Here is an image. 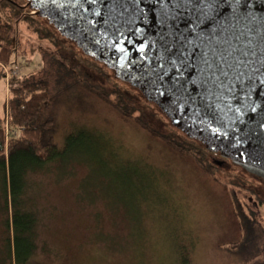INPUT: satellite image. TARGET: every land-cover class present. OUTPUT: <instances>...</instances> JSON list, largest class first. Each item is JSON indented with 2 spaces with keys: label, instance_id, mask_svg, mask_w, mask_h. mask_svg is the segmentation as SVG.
I'll return each instance as SVG.
<instances>
[{
  "label": "rangeland",
  "instance_id": "obj_1",
  "mask_svg": "<svg viewBox=\"0 0 264 264\" xmlns=\"http://www.w3.org/2000/svg\"><path fill=\"white\" fill-rule=\"evenodd\" d=\"M6 9L0 7V16L12 26L17 50L14 63L6 66L8 76L45 80L50 99L43 116L56 117L75 134H85L81 144L67 151L64 164L55 161L27 176L30 203L38 216V249L29 264H264L263 185L230 160L228 166L218 163L215 154L209 156L215 172L202 170L135 119L123 120L119 111L100 100L94 102L95 116L91 108L80 116L66 112L76 89L84 88L81 79H87L108 91L119 90L130 114L153 131L183 135L158 106L105 64H78L81 52L70 40L56 33L62 46H55L24 21L16 25ZM7 84L0 78L1 118ZM58 142H65L64 134ZM2 187L0 177V219L5 211ZM233 198L255 221L245 245L237 250L229 247L242 237ZM0 264H9L4 252Z\"/></svg>",
  "mask_w": 264,
  "mask_h": 264
},
{
  "label": "water",
  "instance_id": "obj_2",
  "mask_svg": "<svg viewBox=\"0 0 264 264\" xmlns=\"http://www.w3.org/2000/svg\"><path fill=\"white\" fill-rule=\"evenodd\" d=\"M204 150L264 180V0H28Z\"/></svg>",
  "mask_w": 264,
  "mask_h": 264
},
{
  "label": "trees",
  "instance_id": "obj_3",
  "mask_svg": "<svg viewBox=\"0 0 264 264\" xmlns=\"http://www.w3.org/2000/svg\"><path fill=\"white\" fill-rule=\"evenodd\" d=\"M13 1L0 0V7L8 6L9 9L6 10L16 25L20 20L24 21L39 37L47 39L55 46L61 45L56 41V33L60 38L67 40L59 34L53 25L48 22L42 25L40 20L47 21L46 18L25 13L32 9L18 6ZM11 27L7 19L0 16V78H5L3 67H9L14 63L17 51L12 36L15 32ZM71 42L76 46L73 41ZM77 49L79 48L77 47ZM79 51L81 56L77 58L78 64L83 63L92 67L93 63H101L95 61L91 56H85L81 49ZM61 56L66 60L68 58L63 54ZM74 67L79 71L76 65ZM7 82L6 112L4 117H0V177L5 198V211L0 219V253L4 252L7 255L9 264H12L13 260L15 264H29L28 260L38 249V216L37 210L30 203L27 176L29 173L43 170L55 161L64 164L67 161L65 159L67 151L71 146L81 144L85 139L83 138L85 134L82 132L83 130L75 134L56 117L43 116L45 106L50 99L49 87L45 80L19 81L17 76H8ZM81 82L84 88H82L83 90L76 89L73 95L74 103L68 104L66 112L74 111L81 115L86 110L90 111L91 108L90 115L95 116L96 104L94 102L100 100L119 111L123 115V120H129L128 117L135 119L142 128L160 137L171 149L190 157L202 170L211 174L215 172L216 164L209 160V156L212 158V154L204 150L200 142L187 138L184 132L174 126L172 127L179 130L183 134L182 136H176L175 132L162 135L153 131L147 123L130 114L119 90L108 91L102 85L92 83L87 79H81ZM61 134H64L65 138L62 145L58 142V137ZM233 200V212L241 226L242 237L239 242L229 247L232 250H237L245 245V239L252 233L255 221H252L243 212L235 198ZM8 201H10L9 210ZM262 232L260 230L259 234Z\"/></svg>",
  "mask_w": 264,
  "mask_h": 264
},
{
  "label": "flooded vegetation",
  "instance_id": "obj_4",
  "mask_svg": "<svg viewBox=\"0 0 264 264\" xmlns=\"http://www.w3.org/2000/svg\"><path fill=\"white\" fill-rule=\"evenodd\" d=\"M14 2V1H13ZM17 3V2H16ZM18 6H21V7H24V8H30V9H32L30 12H28V11H25V13H31V14H34L35 13V9H33V8H31L30 7V2L28 1V0H25V2H24V4L23 5H19V4H17ZM212 154V153H211ZM218 155V154H217ZM213 157V156H212ZM218 157H219V155H218ZM214 158H215V161H218V163H225L227 166L229 165V163H228V159H222V158H216V154H215V156H214ZM217 159V160H216ZM235 166H237V165H235ZM237 167H239V166H237ZM241 168V167H240ZM242 169V168H241ZM243 170V169H242ZM241 170V171H242ZM246 176H248V177H250V178H253L254 180H256L258 183H260L261 185H263V191H264V180L263 179H261V178H259V177H256V176H254V175H252V174H250V173H248V172H246L245 170H243L242 171ZM255 191V193L257 194V190H254Z\"/></svg>",
  "mask_w": 264,
  "mask_h": 264
},
{
  "label": "built area",
  "instance_id": "obj_5",
  "mask_svg": "<svg viewBox=\"0 0 264 264\" xmlns=\"http://www.w3.org/2000/svg\"><path fill=\"white\" fill-rule=\"evenodd\" d=\"M3 71L5 72V78L7 79V77H8V72L6 71V67H3Z\"/></svg>",
  "mask_w": 264,
  "mask_h": 264
},
{
  "label": "crops",
  "instance_id": "obj_6",
  "mask_svg": "<svg viewBox=\"0 0 264 264\" xmlns=\"http://www.w3.org/2000/svg\"><path fill=\"white\" fill-rule=\"evenodd\" d=\"M174 155V154H173Z\"/></svg>",
  "mask_w": 264,
  "mask_h": 264
}]
</instances>
